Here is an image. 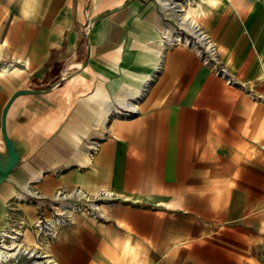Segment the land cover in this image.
<instances>
[{
	"label": "crops",
	"instance_id": "obj_1",
	"mask_svg": "<svg viewBox=\"0 0 264 264\" xmlns=\"http://www.w3.org/2000/svg\"><path fill=\"white\" fill-rule=\"evenodd\" d=\"M166 1L0 0V232L19 210L36 221L26 190L81 186L118 200L59 231L58 264H262L264 0L180 12L262 99L161 41ZM150 77L138 114L110 118Z\"/></svg>",
	"mask_w": 264,
	"mask_h": 264
},
{
	"label": "built area",
	"instance_id": "obj_2",
	"mask_svg": "<svg viewBox=\"0 0 264 264\" xmlns=\"http://www.w3.org/2000/svg\"><path fill=\"white\" fill-rule=\"evenodd\" d=\"M183 4L187 5L186 0L165 2V8L172 10L175 16L165 19L161 30V41L165 45H183L192 49L202 62L228 85L240 88L249 97L262 99L250 83L240 80L224 63L220 57L217 43L206 30L191 18L187 21L181 19L179 15ZM152 80L153 77H150L145 82L140 94L134 100L127 101L122 107L111 109L109 117L130 119L138 114L139 102L146 95ZM93 150L95 151L96 148ZM38 182L39 179L31 184ZM116 200H118L117 196L112 191L101 190L91 193L81 186L59 187L50 197L39 189L26 190L24 195L16 198V203L33 205L37 212V219L33 224H30L21 210H19L18 218L11 219L10 227L0 232V251L5 249L6 245L15 246L9 250L11 254L7 257L8 260H2L0 257V262L12 261L17 264L21 258H27L26 264H37V261L42 264H51L46 259V257H50L55 264H58L50 252V247L59 231L70 226L74 218L79 215L97 222L105 220V204ZM30 231L34 233L39 248L27 244L25 236Z\"/></svg>",
	"mask_w": 264,
	"mask_h": 264
},
{
	"label": "rangeland",
	"instance_id": "obj_3",
	"mask_svg": "<svg viewBox=\"0 0 264 264\" xmlns=\"http://www.w3.org/2000/svg\"><path fill=\"white\" fill-rule=\"evenodd\" d=\"M263 42H264V37H262V44H263ZM4 64H8V62L7 61H5V62H3ZM1 64V63H0ZM2 65V64H1ZM21 64H19L18 66H20ZM263 69V68H262ZM23 71L22 72H20V73H23L22 75H24V74H27V73H29V72H31V71H26L25 69H22ZM16 72H19V70L17 69L16 70ZM32 78L33 77H31V80H32ZM55 80H56V78H54L53 79V81L52 82H55ZM59 80V79H58ZM56 82H58V81H56ZM37 87H39V85L38 86H34V85H32L31 86V88H37ZM30 232H32V231H30ZM30 232H27V233H30ZM27 233H26V235H27ZM262 237H264L263 235H261ZM26 237V236H25ZM25 240H26V238H25ZM26 242H27V244L28 245H30V246H32V247H34V248H39L40 246L39 245H32V244H29V242L26 240ZM260 248V247H259ZM255 250L257 251V247L255 248ZM259 253H260V255H261V258H262V264H264V246H262L261 248H260V250H259ZM26 261H28L27 260V258H21L20 259V262L19 263H17V264H26ZM0 264H16L15 262H12V261H8L7 263H1L0 262Z\"/></svg>",
	"mask_w": 264,
	"mask_h": 264
},
{
	"label": "bare ground",
	"instance_id": "obj_4",
	"mask_svg": "<svg viewBox=\"0 0 264 264\" xmlns=\"http://www.w3.org/2000/svg\"><path fill=\"white\" fill-rule=\"evenodd\" d=\"M181 12H182V9H181ZM186 15V14H185ZM185 15H183V16H181L180 15V17H181V19L182 20H184V21H187L188 19L186 18V16ZM5 71H9V69L7 68V67H5ZM15 246V245H14ZM14 246H8V245H6L5 246V249H2L1 251H0V257L2 258V260H8V256H10V252H9V250L12 248V247H14ZM46 259H48L50 262H51V264H55L54 263V261L52 260V259H50V257H46ZM27 264H32V263H27ZM37 264H42V263H40L39 261H37Z\"/></svg>",
	"mask_w": 264,
	"mask_h": 264
},
{
	"label": "water",
	"instance_id": "obj_5",
	"mask_svg": "<svg viewBox=\"0 0 264 264\" xmlns=\"http://www.w3.org/2000/svg\"><path fill=\"white\" fill-rule=\"evenodd\" d=\"M7 147L9 149V151H13V147L11 142L7 141ZM12 170V166L9 167L1 176H0V183L6 179V177L8 176L9 172ZM1 174V173H0Z\"/></svg>",
	"mask_w": 264,
	"mask_h": 264
}]
</instances>
